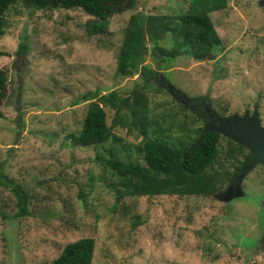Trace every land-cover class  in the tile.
I'll return each instance as SVG.
<instances>
[{
  "label": "rangeland",
  "instance_id": "1",
  "mask_svg": "<svg viewBox=\"0 0 264 264\" xmlns=\"http://www.w3.org/2000/svg\"><path fill=\"white\" fill-rule=\"evenodd\" d=\"M258 1L229 0L211 13L225 44L212 59H195L168 37L160 44L179 46L182 54L159 66L147 37L143 64L157 71L146 90L151 114L164 125L174 121L172 136L184 134L176 129L180 123L210 129L209 107L229 116L257 106L264 123V7ZM189 6L190 0H137L112 10L99 32L91 28L96 17L82 8L11 5L0 40V69L8 75L0 171L24 185L30 202L29 212L18 215L16 195L0 184V264H55L65 246L81 237L96 242L93 264H264L263 165L236 178L240 194L237 186L226 192L227 184L210 196L161 194L117 202L112 183L118 177L104 164L109 151L143 162L135 145L156 133L144 138L138 127L118 125L121 141L112 137L84 146L73 138L87 112L84 95L115 88L127 95L144 81L140 72H117L131 15L172 17ZM23 44L26 52L19 54ZM199 96L200 103L191 100ZM105 107L111 125L115 110ZM197 109L206 113L204 124Z\"/></svg>",
  "mask_w": 264,
  "mask_h": 264
},
{
  "label": "trees",
  "instance_id": "2",
  "mask_svg": "<svg viewBox=\"0 0 264 264\" xmlns=\"http://www.w3.org/2000/svg\"><path fill=\"white\" fill-rule=\"evenodd\" d=\"M18 1L38 9L82 8L96 17L91 25L92 30L102 32L112 10L130 7L137 0H0V40L6 32L5 14ZM228 1L190 0L185 14L172 17L141 12L131 15L118 52L117 72L123 75L140 72L144 81L137 83L127 95L116 88L101 95L98 91L84 95V100H89V104L78 136L72 134L76 143L84 146L104 144L112 137L121 141L122 138L114 131L118 125L129 130L133 126L138 127L144 138L150 131L156 133L135 145L143 162L139 159H122L113 149L109 151L111 157L105 159L103 155L97 156L99 160L105 159V166L111 168L118 177L112 183L117 202L126 197L161 194L210 196L220 192L228 183L235 182L252 161L253 154L244 144L218 131H211L205 125L190 127L188 124L185 128L184 123H180L176 129L184 134L181 137L172 136L175 129L171 122L174 121L171 119L169 125H164L159 116L151 114L146 91L151 84L148 82L157 73L150 65L143 64L148 39L153 42V54L159 66L182 54L179 46L166 47L160 44L161 40L168 37L179 40L195 59L215 58L225 50V44L211 13L225 9ZM25 52L26 44H23L18 53ZM7 83V72L0 69V117L3 116ZM202 99V96L191 97L196 103ZM105 106L115 110L111 125L107 122ZM180 106L182 110L186 108L183 104ZM198 109H202L201 104ZM197 116L200 123L204 124L207 120L206 113L199 111ZM0 184L10 187L16 195L17 214L21 216L28 213L30 194L24 185L3 171H0ZM95 249L94 238L81 237L68 243L54 261L55 264H93Z\"/></svg>",
  "mask_w": 264,
  "mask_h": 264
},
{
  "label": "water",
  "instance_id": "3",
  "mask_svg": "<svg viewBox=\"0 0 264 264\" xmlns=\"http://www.w3.org/2000/svg\"><path fill=\"white\" fill-rule=\"evenodd\" d=\"M258 2L264 7V0H259ZM239 117L240 116L236 114L220 117V122L218 124L210 126L212 131H218L225 136L234 138L236 141L244 144L252 152V161L244 168L243 172L238 175L237 180L243 179V177L257 165L264 166V125L258 117L257 111H255L253 116H246L245 118ZM236 186L237 191L235 190L234 192L240 194V183ZM236 186L230 184L226 192H231Z\"/></svg>",
  "mask_w": 264,
  "mask_h": 264
},
{
  "label": "flooded vegetation",
  "instance_id": "4",
  "mask_svg": "<svg viewBox=\"0 0 264 264\" xmlns=\"http://www.w3.org/2000/svg\"><path fill=\"white\" fill-rule=\"evenodd\" d=\"M255 111H257L258 117L261 119L260 117V113H259V109L257 106L254 107V110L251 112L249 109H246V111L243 113V115H239V118H245L246 116L250 117L253 116ZM208 116H209V120H208V125H214V124H218L220 122V117H224L221 114H219L217 111H215L214 109L210 108L208 109L207 112ZM243 120V119H242ZM262 121V119H261ZM262 124L264 125V123L262 122ZM232 184L233 186L237 185V180L233 183H228V186ZM226 188V186H225ZM223 190V189H222Z\"/></svg>",
  "mask_w": 264,
  "mask_h": 264
}]
</instances>
